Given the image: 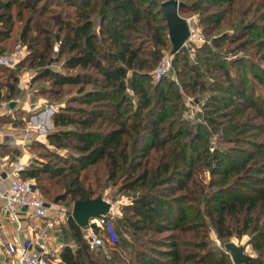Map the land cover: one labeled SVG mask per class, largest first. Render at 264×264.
Returning <instances> with one entry per match:
<instances>
[{"label":"trees","instance_id":"trees-1","mask_svg":"<svg viewBox=\"0 0 264 264\" xmlns=\"http://www.w3.org/2000/svg\"><path fill=\"white\" fill-rule=\"evenodd\" d=\"M163 1L62 0L64 8L73 11L53 15L55 34L41 23L33 27L31 17L28 19L20 38L28 42L43 70L35 78L49 77L61 88L78 87L75 93L66 94L54 114L57 131L50 135L57 147H71L78 155L77 163L64 167L47 163L22 175L38 181L61 178L54 182V189L41 183L37 186L45 195L53 192L55 201L95 198L96 189L108 184L118 186L133 200L119 220L129 230L132 243L120 240L112 220L116 239L108 242L111 257L102 249L106 240L92 247L82 231L86 226L70 215L69 229L77 247L67 244L62 249L63 264H235L228 244L232 238L245 235L250 236L255 256L244 264H264V140H254L249 150L237 147L249 121L262 120L257 129L264 132V97L256 99L249 87L253 78V83L264 88V70L257 73L256 65L247 57L229 63L219 51L226 42L227 53L232 54L250 46L264 49V27L246 26V16L235 18L232 26L241 31L239 35L215 36L199 49L204 57L199 55L198 63L204 64L216 81L209 86L205 83L207 74L198 63H192L187 48L175 53L180 74L187 80L186 93L213 92L206 107L209 124H192L178 115L185 103L175 83L163 78L152 81V71L171 43ZM180 1L184 3L180 12L188 8L187 2L193 1L198 10L197 3L211 2ZM233 1L212 0L219 6ZM41 2L0 0V43L16 26L12 7H19L17 16L21 19L27 9L38 12ZM249 12L251 9L246 14ZM38 13L44 15L43 11ZM212 18L207 22L206 17L204 22L219 24L223 20ZM35 31L45 37L39 40L32 36ZM56 41H60L59 55H66L65 73L46 67ZM0 49L11 52L15 48ZM16 88V84L11 86L10 98ZM173 116L175 119L166 125ZM211 126L216 132L232 134L223 141L235 145L212 151ZM71 140L74 143H64ZM242 153L245 157L238 161ZM99 163L105 166L104 181L97 174L95 179L82 175ZM203 172L210 173L209 181L205 175L199 177ZM209 226L227 251L211 240ZM94 227L109 235L100 226ZM143 232L168 235L150 239L148 245Z\"/></svg>","mask_w":264,"mask_h":264},{"label":"rangeland","instance_id":"rangeland-1","mask_svg":"<svg viewBox=\"0 0 264 264\" xmlns=\"http://www.w3.org/2000/svg\"><path fill=\"white\" fill-rule=\"evenodd\" d=\"M22 0H17V3ZM62 0H43L38 6L37 10L43 11L44 15L41 17L38 12H33L30 9H27L24 11L23 18L19 19L17 16V11L19 9L18 6H13L12 11L15 14V22L16 26L13 30V32L10 34V37L5 40L3 43H0V48L12 50L16 48L17 45H23L26 47V55L21 61V65H16L15 67L11 68H5L0 71V89L5 90V98H9V90L11 89V86L16 84L17 88L15 93L12 95L17 96L19 91V86L24 87L25 84L31 85V91L32 98L35 100L39 97H44L46 100L45 110H43L41 113L46 114L47 122H43V124L40 125V127L34 125L33 119L31 117H27V120L30 122V127L34 125L32 130L36 132L35 136H28L25 138V144L24 146L21 145L20 151L16 153L15 155L11 156V160L15 162V164L19 161L18 157L26 156V163L24 164L25 170L23 171L25 174L28 173V171H32L35 168H41L44 164H51L55 167H64L65 165H68L69 163H77L76 157L77 152L71 147H57L56 144H54L53 140L50 139V135L57 131V129L54 127L53 117L56 112L60 109V104L63 103V101L66 99V94L68 92L75 93L78 89L77 86L72 87L71 85H65L62 88L58 86H54L53 83L54 80L50 79L49 77H42V78H35L39 73H41L43 70L38 65L39 61L37 60V56L35 54H31V50L28 48V42H24L21 40L20 36L22 33V30L24 26L26 25L28 19L31 17L32 23L31 25L35 27L37 23H41V27H45V29L49 30V33H56L57 27L54 24V21L52 19L54 14H60L62 15L63 11L66 12H72V9H66L64 8V4L61 3ZM180 1V0H179ZM197 1V0H195ZM211 2H199L198 8L194 5V2H187L188 8L182 12H180V15L185 18L190 28L194 31V34L202 36L201 41H194L188 40L185 44V48L188 49V53L190 56V59L192 63L197 64L198 56L201 55V57H204V54L199 53V49L205 46L206 44L211 43V39L213 37H226L229 35V37L237 36L241 32L237 26H232L233 20L235 18L241 17L244 19L246 16V26L250 25L253 27H264V0H234L233 3H225L221 6L218 5V3ZM181 2V1H180ZM251 9V12L248 14L247 11ZM218 13V14H217ZM217 14V15H216ZM262 15V16H261ZM212 19H223L221 23H213V21L209 23H205ZM205 19V20H204ZM231 20L230 23H228V20ZM217 20V21H218ZM215 21V20H214ZM50 23V24H49ZM238 23V22H236ZM213 26H216L215 28H211ZM46 34V35H50ZM39 37V40L43 39L45 37V34H42L38 31V33L32 32V36ZM41 45V44H39ZM235 44H233L232 47H234ZM229 46V43H225V48H223L220 53L223 54V59H227L229 63L231 61H234L235 59H241L244 57L249 58L252 62H254L256 71H259L257 73H261L260 70H264V59L261 58V56L264 55V49L258 50L255 46H250L248 50H243L238 53H227V47ZM41 47V46H40ZM60 50V41H56L54 45V50L49 55L48 59L46 60V67L52 68L56 71H61L63 73L66 72V69L63 66L64 63V57L66 55H59ZM235 54V55H234ZM175 55L173 53V45L172 43L169 44V47L167 49L163 50L162 56L157 63L156 67L152 71V81L154 83H157L158 81L154 78V71L159 65L161 59L163 57H169L172 61V68L168 72L167 75L163 77V79L171 80L175 83V87L182 93L183 95V102L185 103L184 109L180 111L178 114L181 116L182 119L192 123V124H198V123H205L206 125L209 124V122L206 121V107L208 103H210L209 99L211 97V94L213 92L210 91H201L199 90L196 93H186V79L184 78V74H180L181 70L178 68V61L175 60ZM200 65L202 69V73L207 74L206 70L207 67L202 64L198 63V66ZM179 69V71H178ZM80 70V69H78ZM76 71V70H75ZM235 69L232 68V72H234ZM75 73V72H74ZM17 79V80H16ZM184 79V81H183ZM37 80L36 82H34ZM162 80V79H161ZM159 80V81H161ZM253 78H250V90L254 91L256 99H258L259 95L264 97V88L261 87L258 83H253ZM252 82V83H251ZM205 83L209 86L211 84L216 83L214 80V77H212L210 74H207L205 77ZM88 88L91 87V85L87 86ZM51 89H54L52 93H49ZM22 91V88H21ZM28 91V90H27ZM152 94H154V91H151ZM216 94H220L219 92ZM17 98V97H16ZM16 100H21L22 102L25 100L24 95H20V97ZM135 103H137V98H134ZM37 103V102H36ZM40 113V114H41ZM22 114V113H21ZM160 113H157L159 115ZM24 116V115H22ZM39 118V115H36ZM21 118V116H20ZM18 118V119H20ZM175 119L174 116L169 118L166 121L169 123L171 120ZM219 123H221V119L218 118V116H215V118ZM224 123V122H222ZM262 123V120L260 119H254L248 122V125L253 126V128H249V126L242 129V135L240 138L242 139V143H239L237 147H240L242 149H251V145L253 144L254 140L262 141L264 140V132L259 131L257 129L258 125ZM257 130H256V129ZM211 136H210V143L212 147V151L223 149L225 147H229L231 144L230 142L223 141V139L227 137H232V134H223L221 131H214V127L211 126L210 128ZM259 131V132H258ZM74 143V140L71 141H64L65 144ZM252 143V144H250ZM243 154V153H242ZM245 155L243 154L240 158H237L238 161H241L244 159ZM236 158V157H235ZM231 162L232 160H227ZM105 166L104 163H99L98 165L90 166L88 167L82 175H90L93 179L96 178L95 174L98 175L100 180L104 181ZM23 174V173H22ZM205 175V178L207 181L210 180L211 175L209 172H203L199 177H203ZM46 177V176H45ZM32 179V178H31ZM36 186L41 183V185H45L47 187H52L55 185L54 182L58 181L61 178H56L54 181L50 180H37L36 178H33ZM53 183V184H52ZM55 187H53L54 189ZM46 201L47 204L50 205L52 208V211L55 213L62 212L63 214V221L61 224L58 225L57 230L61 233L59 234V240L56 244L52 247V255L51 260L52 264H63L61 259V251L62 249L69 244L71 247L76 248L77 243L73 240L72 233L69 229L68 224V218L70 215H72L74 201L71 199V197H67L64 200L55 201L52 197L53 192L49 194H44L42 191H40ZM96 196L95 198L100 195L103 196L107 201H109L114 209L113 214L111 215V220H114L117 231L120 237V240L122 238L128 239V242L131 244V238L132 236L129 233V230L125 229L123 227L122 223H119V220L124 217V208L128 207L133 204V200L128 196V194L121 193L118 186H115L113 184H108V186L103 188H97L96 189ZM61 214V216H62ZM130 216L132 214H129ZM96 225V224H95ZM84 236L87 235L88 229L87 226L82 229ZM167 232L164 234H157L153 232H143L142 234L145 235L143 237L144 241L151 245L150 239H157L161 237H165ZM209 233H211V240L216 244L217 246H220L224 250H226V247L224 243H222L216 236V232L212 227L209 226ZM103 236H102V235ZM100 236L103 237L106 240V244L102 248L104 250L105 255L108 257H111L112 250H111V244L108 243L110 240H108V236L103 232L100 231ZM133 239V238H132ZM250 236L245 235L242 238H232L230 242H234L239 246H243L245 248V252L249 255L255 256V252L249 243ZM48 247V246H47ZM227 251V250H226ZM9 260H3L0 264H7Z\"/></svg>","mask_w":264,"mask_h":264},{"label":"crops","instance_id":"crops-1","mask_svg":"<svg viewBox=\"0 0 264 264\" xmlns=\"http://www.w3.org/2000/svg\"><path fill=\"white\" fill-rule=\"evenodd\" d=\"M30 89L31 85L29 84H25L24 87L19 86L18 95L12 96L10 99L4 97V89L0 91V208L5 204L4 195L9 190L11 181L16 174L14 171L15 162L11 160V156L20 151L19 146H24L27 135L35 136L36 132L32 130L34 125L40 127L43 122H49L46 118L47 115L41 113L47 107L46 100L42 96L36 100L32 98ZM22 94L25 100L23 102L16 100ZM36 115H39V118ZM28 116L33 119L32 128L27 120ZM18 158V162L26 163V156ZM61 214L62 212L55 213L52 211L51 216L59 215L62 222L63 214L62 216ZM57 228L47 229L45 221L34 216L30 210H21L16 214H0L1 262L9 260L6 255V247L9 242L19 240L38 250L47 246L53 247L60 239L58 233L61 232Z\"/></svg>","mask_w":264,"mask_h":264},{"label":"built area","instance_id":"built-area-1","mask_svg":"<svg viewBox=\"0 0 264 264\" xmlns=\"http://www.w3.org/2000/svg\"><path fill=\"white\" fill-rule=\"evenodd\" d=\"M189 24V23H188ZM190 28V26H189ZM191 35L188 40L201 41L202 36L194 34L190 28ZM187 40V41H188ZM26 55V47L17 45L11 52H4L0 49V67L11 68L18 65ZM172 68V61L169 57H163L154 71V78L159 81L168 74ZM25 170L24 164L17 162L15 164V176L11 181V185L7 193L4 195L5 204L0 208V214H16L21 210H30L37 218L43 219L47 229H55L61 224V218L51 216L52 208L48 205L37 189L34 179L26 178L22 175ZM113 205L110 212L98 218H94L87 226L88 232L85 239L92 247L103 244L104 238L96 230L94 225L100 226L106 230L109 235L108 240L116 239V233L112 226L111 215L113 214ZM52 247H43L40 250L32 248L30 244L22 241H14L7 243L6 255L10 260L7 264H52L51 255Z\"/></svg>","mask_w":264,"mask_h":264},{"label":"water","instance_id":"water-1","mask_svg":"<svg viewBox=\"0 0 264 264\" xmlns=\"http://www.w3.org/2000/svg\"><path fill=\"white\" fill-rule=\"evenodd\" d=\"M183 6L184 3L179 0L162 2L174 54L185 47L191 35L188 21L180 15V9ZM12 104L14 105V102ZM111 208L112 204L103 196L77 200L74 202L72 216L79 225L88 226L92 219L108 214ZM228 251L231 253L235 264H244L252 257L245 252L243 246L234 242L228 244Z\"/></svg>","mask_w":264,"mask_h":264}]
</instances>
